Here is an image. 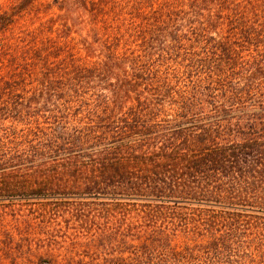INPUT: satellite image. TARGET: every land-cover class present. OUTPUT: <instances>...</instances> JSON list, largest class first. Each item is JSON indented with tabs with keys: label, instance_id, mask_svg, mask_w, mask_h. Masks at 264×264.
<instances>
[{
	"label": "trees",
	"instance_id": "16d2710c",
	"mask_svg": "<svg viewBox=\"0 0 264 264\" xmlns=\"http://www.w3.org/2000/svg\"><path fill=\"white\" fill-rule=\"evenodd\" d=\"M57 2L9 77L0 13V132L43 135L0 134V196L66 192L86 238L37 264H264V0Z\"/></svg>",
	"mask_w": 264,
	"mask_h": 264
},
{
	"label": "rangeland",
	"instance_id": "374dc122",
	"mask_svg": "<svg viewBox=\"0 0 264 264\" xmlns=\"http://www.w3.org/2000/svg\"><path fill=\"white\" fill-rule=\"evenodd\" d=\"M57 1L60 0H37L33 6L22 8L24 0H0V13L2 11L12 13L14 9L21 11L14 17L17 21L13 33H8V38H11L10 53L1 57L7 66L3 70L4 73H8L7 77L14 71L9 59L17 52L18 47L32 43L37 37L36 34L42 36V29L49 34L50 18H56L60 13L57 9ZM19 101L10 95H0V118L5 117L2 107L12 110ZM22 103L27 105L30 102L25 100ZM24 119L30 121L27 115ZM26 121L18 122L10 117L1 120L5 129L0 134L9 139L22 135L20 139H24L26 134L29 139H35V134L42 135V129H33L30 133ZM42 128H49V125H42ZM1 194L0 264H13V262L37 264V255L47 256L45 255L49 249L47 247L53 248V253L59 256L60 261H64L66 257L74 255L71 251L83 248L81 245L86 242V238H79L76 246H73L68 238L74 237L75 230L72 227L76 223V219L68 212L70 207L68 203L72 201L71 195L61 191H21ZM42 245L46 248H40Z\"/></svg>",
	"mask_w": 264,
	"mask_h": 264
}]
</instances>
